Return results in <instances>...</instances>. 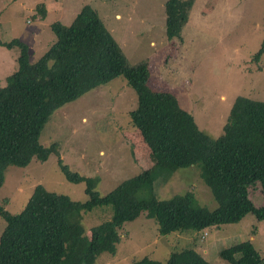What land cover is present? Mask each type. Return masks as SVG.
Segmentation results:
<instances>
[{
	"label": "trees",
	"instance_id": "trees-1",
	"mask_svg": "<svg viewBox=\"0 0 264 264\" xmlns=\"http://www.w3.org/2000/svg\"><path fill=\"white\" fill-rule=\"evenodd\" d=\"M195 0H167L165 36L181 40ZM44 15V7L41 8ZM55 42L35 62L19 40L1 42L19 51L17 70L0 88V188L9 166L25 168L35 159L44 163L57 157L60 172L69 183L85 184V202L33 189L24 208L12 215L0 204L5 226L0 234V264H96L101 254L115 255L119 231L141 215L155 221L160 236L172 233L201 235L207 230L240 223L252 214L264 221V102L235 98L221 135L209 138L170 93L147 89L146 61L131 65L105 28L97 11L84 5L72 22L51 25ZM264 52V40L251 62ZM122 77L136 96L128 113L154 158V165L118 184L110 192L96 191L98 180L70 170L61 160L58 144H40L41 131L51 115L85 93ZM201 164V179L216 203L209 210L190 192L157 200V184H165L179 169ZM259 187L262 205L254 206L249 189ZM111 207L112 215L85 233L82 215ZM218 257L227 264H264L250 241L221 248ZM130 264H211L189 247L169 254L165 262L143 257Z\"/></svg>",
	"mask_w": 264,
	"mask_h": 264
},
{
	"label": "rangeland",
	"instance_id": "rangeland-1",
	"mask_svg": "<svg viewBox=\"0 0 264 264\" xmlns=\"http://www.w3.org/2000/svg\"><path fill=\"white\" fill-rule=\"evenodd\" d=\"M167 0H0V43L19 40L29 48L35 63L55 42L51 25L68 26L79 10L95 9L107 31L131 65L146 61L147 89L170 93L190 113L197 127L215 140L237 97L264 102V52L251 62L264 40V0H195L181 40L165 36L164 4ZM44 7V15L41 8ZM19 51L0 44V88L17 70ZM136 107L134 91L122 77L85 93L56 110L41 131L39 142L58 144L63 163L85 178L98 180L96 191L104 195L121 182L154 165V158L131 124L128 113ZM202 165L177 170L168 182L157 184V200L190 192L199 204L216 208L201 179ZM85 202V184L69 183L60 172L57 157L46 162L33 159L25 168L9 166L0 188V204L12 215L24 208L35 186ZM254 206L262 205L259 187L249 189ZM111 207L82 215L85 233L110 219ZM5 223L0 219V234ZM160 236L154 220L141 215L123 225L115 255L101 254L96 264H130L147 257L165 262L169 254L196 249L211 264H227L217 252L250 241L264 256V221L252 214L240 223L197 234Z\"/></svg>",
	"mask_w": 264,
	"mask_h": 264
},
{
	"label": "clouds",
	"instance_id": "clouds-1",
	"mask_svg": "<svg viewBox=\"0 0 264 264\" xmlns=\"http://www.w3.org/2000/svg\"><path fill=\"white\" fill-rule=\"evenodd\" d=\"M167 259H168V258H167ZM167 259H166V260H167Z\"/></svg>",
	"mask_w": 264,
	"mask_h": 264
}]
</instances>
